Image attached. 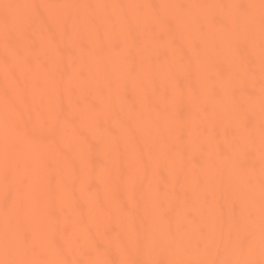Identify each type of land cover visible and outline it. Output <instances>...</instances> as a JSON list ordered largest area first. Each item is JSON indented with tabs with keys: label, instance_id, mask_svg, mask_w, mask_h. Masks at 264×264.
<instances>
[{
	"label": "bare ground",
	"instance_id": "1",
	"mask_svg": "<svg viewBox=\"0 0 264 264\" xmlns=\"http://www.w3.org/2000/svg\"><path fill=\"white\" fill-rule=\"evenodd\" d=\"M110 260L264 262L261 0H0V264Z\"/></svg>",
	"mask_w": 264,
	"mask_h": 264
},
{
	"label": "snow or ice",
	"instance_id": "2",
	"mask_svg": "<svg viewBox=\"0 0 264 264\" xmlns=\"http://www.w3.org/2000/svg\"><path fill=\"white\" fill-rule=\"evenodd\" d=\"M261 5L264 7V0H261ZM242 11L246 12L249 6L239 5ZM7 20V18H5ZM18 132H21L22 129L17 128ZM64 264H72L71 261L64 262ZM89 264H99V262L90 261ZM103 264H164L162 261H142V260H110L104 261ZM169 264H186V262H169ZM187 264H252L251 261H222V262H187ZM264 264V262H262Z\"/></svg>",
	"mask_w": 264,
	"mask_h": 264
}]
</instances>
